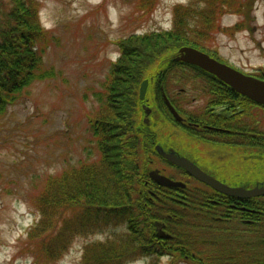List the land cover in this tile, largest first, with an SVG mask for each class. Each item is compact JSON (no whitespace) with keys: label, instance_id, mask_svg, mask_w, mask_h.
<instances>
[{"label":"rangeland","instance_id":"rangeland-1","mask_svg":"<svg viewBox=\"0 0 264 264\" xmlns=\"http://www.w3.org/2000/svg\"><path fill=\"white\" fill-rule=\"evenodd\" d=\"M190 1L195 2V0H34L38 8L39 22L51 37V43L43 55L42 68L47 71L46 76L35 79L29 86L23 88L17 99L8 104L6 111L0 115V264H43L36 260L32 245L29 244L28 247L25 243L28 232L39 220V214L30 204L28 194L36 191L35 188H40L49 175L58 173L67 165L84 158L87 154L86 147L93 150V146L87 142L90 131L85 115L87 112L94 113L101 103L99 88L113 67L112 63L116 62L120 54L116 41L130 34L159 32L172 28L174 9L178 3L186 4ZM201 3L194 8L200 9L202 14L199 13V17L194 14L185 19L184 23L188 28L199 27L209 32L207 36L192 35L195 44L208 53H218L222 59L228 61V64L238 69L243 67L249 70L264 66V48L257 44L264 38V0H245L244 9L247 11L245 20L250 27L256 25L259 27L257 32H254L257 29L252 30V27V31L248 33L237 29L228 31L221 29L234 27L237 22L243 20V16L224 9L223 13L218 14V11ZM203 11L208 14H204ZM211 12L214 14H210ZM209 15L217 19L214 22L218 28L212 31L202 23ZM161 61L162 59L153 66H151L153 63L149 64L146 71L151 67L165 68ZM199 70H202L199 66L190 65L181 69L177 65L168 66L163 73L166 79L162 85L168 89L166 95L173 96L176 92V95L184 99L180 106L181 111H184L180 119L183 116L187 122L195 120L192 116L196 115L197 106L199 112L202 111L203 91L215 87L220 80L218 77L213 78L214 74L202 70V73L205 72L204 75L209 74L214 79L209 81L211 84L203 87L201 77L196 76V71L200 73ZM145 79L147 88L143 95V98H146L144 107L148 108L151 105L152 112L143 114L140 104L145 98H139V86L135 94L134 108L140 114L138 129L140 127L143 129V124L150 128L151 147L156 143L170 144L174 151L193 157L204 171L216 168L221 177L226 175V171L237 170L241 175L250 176L247 177L248 180L254 178L264 180V161L259 156L256 159L253 154L251 157L249 154L236 152L227 155L228 162L227 159H219L221 157H218L217 152L214 149L210 150L209 147L207 150L198 145L196 152L191 137L168 123L169 113L155 100L156 92L152 79L148 74L141 77V81ZM194 92H199L200 100L192 98ZM174 113L178 115L180 112ZM251 160L256 161L257 171H250ZM164 166L165 164L156 158L147 170L149 177L152 179L150 171L153 168L161 171ZM229 166L231 167L228 168ZM225 168L228 169L225 171ZM68 216L70 222L75 221L76 216L73 213H69ZM159 229L164 230L163 226ZM156 231L158 234V227ZM122 232L124 228L121 226H108L102 231L94 229L87 234H77L70 240L61 256L47 264H80L85 246L97 240H105L113 233L119 235ZM221 234L224 235L222 237H227L224 231H221ZM38 239H35L34 233L30 241L37 242ZM211 239L212 237H208L209 243L196 257V261L203 264H215L220 261L223 264H264L262 260L256 259L258 257L255 254L242 248L232 253L226 251L207 253L206 249L214 248ZM233 240L239 242L237 239ZM229 243L231 242H226L231 250ZM173 257L167 254L152 255L150 258L138 257L126 264H189L183 260L174 262ZM152 261L154 262L151 263Z\"/></svg>","mask_w":264,"mask_h":264},{"label":"trees","instance_id":"trees-1","mask_svg":"<svg viewBox=\"0 0 264 264\" xmlns=\"http://www.w3.org/2000/svg\"><path fill=\"white\" fill-rule=\"evenodd\" d=\"M199 2L218 14L224 9L243 16L234 27H221L222 30L249 28L244 18L247 17L245 0ZM199 2L178 3L170 29L130 34L116 41L120 54L99 88L101 103L94 113L85 115L90 131L87 142L93 150L86 147L84 158L49 175L40 188L28 194L39 220L28 232L25 243L28 247L32 245L40 263L58 259L77 234H87L94 229L102 231L108 226H121L124 232L113 233L105 240L85 246L80 264H126L138 257L165 254L174 256V262L203 264L195 259L208 245V237H212L214 248L206 249L207 253H232L242 248L264 262V221L256 237L236 243L222 237L223 222H213L210 215L202 216L193 208L199 202L204 204L211 200L222 205L228 196L216 193L214 197L194 181H186L185 188L163 186L147 173L150 163L161 158L154 146L151 147L149 126L143 124L144 128L138 129L140 114L134 108L135 94L145 74L152 79L155 92L160 88L168 91L162 85L168 66L178 65L181 69L190 66L175 61L173 56L181 46L201 49L192 35L207 36L209 33L203 28L184 25L188 17L202 14L200 9L194 8ZM38 15L34 0H0V115L23 88L46 76L47 71L42 68L43 55L50 46L51 37ZM216 20L209 15L202 23L212 31L218 28ZM160 59L165 68L151 67L146 71L149 64H158ZM69 213L76 216L74 222H70ZM157 222L164 225L169 237L157 234ZM207 224L219 230L206 231ZM34 233L35 239L39 238L37 242L30 241ZM226 242H231V250Z\"/></svg>","mask_w":264,"mask_h":264},{"label":"flooded vegetation","instance_id":"flooded-vegetation-1","mask_svg":"<svg viewBox=\"0 0 264 264\" xmlns=\"http://www.w3.org/2000/svg\"><path fill=\"white\" fill-rule=\"evenodd\" d=\"M251 29H257L254 31L257 32L259 27L257 25L249 26V28H245L243 31L248 33L252 31ZM263 43L264 38L258 41L257 44L264 48ZM200 50L205 51L203 48ZM208 54L216 59H221L220 61H225L224 58L222 59L216 52H209ZM240 70L247 75L264 81V66H257L250 68L249 70L241 67ZM199 72L200 73H197L196 71V76L201 77L203 87L210 83L209 81L214 80L209 74L204 75L205 72L202 73V70H199ZM166 92L167 91L160 88V90L156 91L155 100H157L158 104H161V106L167 109L169 113V119L167 118V120H169L168 123L172 127L184 131L189 137H191L194 145L193 148L195 150L198 145H201L207 150L208 147L210 150L214 149V151L217 152L218 157H221L219 159L228 160V154L232 155L239 152L249 154L251 157L253 154L256 159L261 157L264 161V105L262 103L250 98L245 93H238L237 91L232 90L228 85L219 80L215 87L203 91L204 93L201 95V100L203 101L202 111L199 112V106H197V113L192 116L195 120L193 122H187L183 116L182 119H180L181 113L184 112L180 109V106L184 101L183 97L176 95V92L173 96H168L166 95ZM198 94L199 92H194L192 98L194 100H200ZM145 102L146 98L140 104L144 115L146 114V110H148L147 114L152 112L149 103L146 104L149 106L148 109L144 107ZM172 106L173 109H175L174 111L180 112L178 115L174 113L171 108ZM145 119L147 118L145 117ZM158 144H160L165 151H169V149L173 148V146H169L170 144ZM220 150H222V152H220ZM174 152L179 156L190 159L196 165L199 163L193 157H189L186 153ZM160 158L161 163L165 164L161 169V172L170 176L174 180L185 183L184 186L171 187L185 188L186 181H194L200 184V189L214 194V197L216 196V193L223 194L205 182L198 180L196 177L189 174L184 168L168 163L162 156H160ZM255 162V160H251L249 166L251 172L257 171V169H255ZM230 167L231 166L228 168ZM228 168H225V171ZM205 172L220 182L234 188L240 187L245 190H253L255 188L259 189L264 185L263 179L259 180L258 178H254L248 180L247 177L250 178V176L241 175L240 171L237 170L226 171L227 176L223 175L222 177L219 176L220 174L217 173L216 168L211 170L205 169ZM224 195L228 196V200L222 205H218L215 200H211L204 204H200L199 202L193 208L196 212L202 214V216L210 215L213 222H223L221 230L225 232L227 238L237 239L243 242L256 237L264 221V193L246 196H236L231 194ZM162 226L164 225L162 224ZM204 229L210 232L219 230L217 226L211 227L209 224H207ZM206 235L210 236L208 234Z\"/></svg>","mask_w":264,"mask_h":264},{"label":"water","instance_id":"water-1","mask_svg":"<svg viewBox=\"0 0 264 264\" xmlns=\"http://www.w3.org/2000/svg\"><path fill=\"white\" fill-rule=\"evenodd\" d=\"M174 60H182L189 62L191 64L197 65L204 69L205 71L214 74L223 82L230 85L233 89L238 92L245 93L250 98L255 99L259 103L264 105V81L256 77L246 75L243 72L231 67L230 65L223 63L207 53L192 47V46H181L178 49V55L173 56ZM147 88V80H143L139 86V97L143 98L144 93ZM148 113V110H146ZM147 120V119H146ZM145 120V121H146ZM157 152L171 162L174 165L184 168L189 174L196 177L197 179L205 182L206 184L212 186L216 190L223 192L225 194H231L236 196H246L251 194H261L264 193V185L261 188H255L253 190H245L243 188L230 187L219 180L213 178L211 175L202 170L198 165H196L190 159L179 156L174 152L173 149L165 151L160 145L155 146ZM150 176L153 180L163 186H183L184 184L180 181H174L164 174H161L158 169H153L150 171ZM158 234L161 236H168L164 231L160 230L162 224L157 223Z\"/></svg>","mask_w":264,"mask_h":264}]
</instances>
